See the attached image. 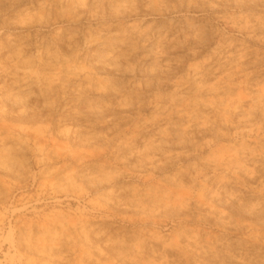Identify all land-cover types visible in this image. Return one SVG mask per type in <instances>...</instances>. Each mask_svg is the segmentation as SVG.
<instances>
[{
	"label": "rangeland",
	"instance_id": "obj_1",
	"mask_svg": "<svg viewBox=\"0 0 264 264\" xmlns=\"http://www.w3.org/2000/svg\"><path fill=\"white\" fill-rule=\"evenodd\" d=\"M0 264H264V0H0Z\"/></svg>",
	"mask_w": 264,
	"mask_h": 264
}]
</instances>
